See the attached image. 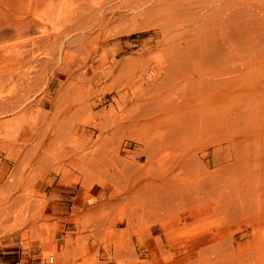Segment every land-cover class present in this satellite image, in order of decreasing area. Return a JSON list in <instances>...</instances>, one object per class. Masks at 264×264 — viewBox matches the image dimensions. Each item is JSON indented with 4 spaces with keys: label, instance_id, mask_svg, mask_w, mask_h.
<instances>
[{
    "label": "rangeland",
    "instance_id": "rangeland-1",
    "mask_svg": "<svg viewBox=\"0 0 264 264\" xmlns=\"http://www.w3.org/2000/svg\"><path fill=\"white\" fill-rule=\"evenodd\" d=\"M130 1L0 0V264H264V9L180 0L205 18L159 49ZM172 58L220 83L193 103ZM197 104L240 113L230 136L181 143L174 118ZM213 144L230 166L203 180Z\"/></svg>",
    "mask_w": 264,
    "mask_h": 264
},
{
    "label": "bare ground",
    "instance_id": "bare-ground-1",
    "mask_svg": "<svg viewBox=\"0 0 264 264\" xmlns=\"http://www.w3.org/2000/svg\"><path fill=\"white\" fill-rule=\"evenodd\" d=\"M180 0H131L130 2H128L127 4L129 5V3H132L130 4L132 7V10L133 8L136 9H141L142 7V11L138 12L136 15H133V19L134 18H137V17H152L154 18L153 21H152V24L150 25L154 30H158V46H159V49H164L166 47V45H170L171 47H173L171 45V41L169 40L168 38V31L170 28L174 27L175 24H177L178 22H181L182 20L185 19V16H189V17H192L193 18V23L190 25V27H192L193 25L197 24V23H201L203 21V19L205 18V14L202 15V17L200 18L199 17V14H196L192 11L191 8H187V7H184L180 2ZM254 1V0H253ZM257 2H254V4L250 3V2H246L245 0H237L238 3H240L241 5H245L246 7H250V8H253L255 10H262L264 9V0H256ZM223 3H225L226 5H228V2L226 0L223 1ZM127 4L125 7H127ZM142 5H147L146 7L145 6H142ZM129 8V7H127ZM112 9V8H111ZM123 9V8H122ZM131 9V8H130ZM130 9H128L130 11ZM125 10H127L125 8ZM131 10V11H132ZM130 11V12H131ZM134 11V10H133ZM102 12V11H101ZM116 11H114L115 13ZM107 13V12H106ZM119 13V12H118ZM117 13V14H118ZM125 13V12H124ZM128 13V12H127ZM132 13V12H131ZM103 14V13H102ZM111 14V13H110ZM121 14V13H120ZM129 14V13H128ZM111 16V15H110ZM114 16V15H113ZM118 16V15H117ZM115 15V17H117ZM123 16V15H122ZM125 16V14H124ZM130 15H128L129 17ZM105 17V15H104ZM109 17V16H108ZM114 17V18H115ZM125 18V17H124ZM123 18V20H124ZM102 19V18H101ZM104 19V18H103ZM109 19V18H108ZM129 19V18H128ZM139 19V18H138ZM122 20V21H123ZM145 20V19H144ZM143 20V21H144ZM115 21V20H114ZM113 21V22H114ZM118 21H119V18H118ZM121 21V19H120ZM119 21V22H120ZM131 21V20H130ZM135 21L137 22V19H135ZM139 21V20H138ZM142 21V22H143ZM148 21V20H146ZM105 22V21H104ZM109 22V20H108ZM116 22V21H115ZM141 22V23H142ZM107 23V21H106ZM118 23V22H117ZM145 23V22H143ZM136 28V27H134ZM139 28V27H138ZM142 28V27H141ZM137 29V28H136ZM135 30V29H134ZM139 30V29H138ZM198 30V28H197ZM193 30L190 28V30L188 31V34L191 33ZM244 31L238 27L236 28L235 30V33L234 31H231V32H227V41L230 40L232 38V36H240L241 33H243ZM156 34V35H157ZM224 40V37L222 38ZM153 42V41H152ZM206 41H204L202 44H204ZM212 43V46H214V39L213 37L210 39V41ZM154 43V42H153ZM156 43V41H155ZM154 46V45H153ZM149 47V46H148ZM145 48V47H144ZM152 47H150L151 49ZM157 47H155V50H156ZM147 49V48H145ZM149 49V48H148ZM152 52V50H151ZM119 53V52H118ZM121 53V52H120ZM168 64H165L164 65H167L166 66V74H169V75H172L173 76V81L170 82V85H174V86H184V85H190L191 87H193V91H190V93L192 92L193 94H191L193 97V100L192 98L190 99V101H192L193 103H196V101L194 100V98H199L203 95H206L207 92L211 93L213 92V90L217 87V85L220 83V82H217L215 80L212 79V77H210V79H206L208 81H205L204 79H201L197 82V78H195V80H192L189 76L186 75L185 72L188 71L189 69V66L191 65V61L188 59V60H185L184 62H179L177 61L176 58H172L170 59L169 61H167ZM129 64V63H128ZM195 67V66H194ZM150 70V69H149ZM159 72H162V71H159ZM198 73V72H197ZM152 75V74H151ZM157 75V74H156ZM161 75V73H159V76ZM189 75H192V74H189ZM155 76V75H154ZM152 78H154L153 76H151ZM150 77V78H151ZM157 77V76H156ZM164 79V76H162ZM200 77V76H199ZM200 79V78H198ZM153 82V81H152ZM162 82V81H161ZM159 85L158 84H155V86ZM154 86V85H153ZM163 86V85H162ZM158 88V91L157 92H160L161 89L163 87H161L160 91H159V88L160 87H157ZM167 88V86H166ZM190 89V88H189ZM157 90V89H156ZM161 95V93H159ZM208 95V94H207ZM159 96V95H158ZM190 96V95H189ZM161 100H164V95L163 97L160 98ZM160 99H157L156 101L160 104H158V106H163L164 104H162L164 101H166L167 99H165L164 101L161 102ZM189 100V99H188ZM187 100V101H188ZM201 100V99H200ZM156 102V103H157ZM169 102V101H168ZM171 102V101H170ZM168 103L169 105L166 107H169V106H174L173 102L172 101L171 103ZM191 102V103H192ZM190 102H188V104H191ZM198 103V102H197ZM173 104V105H171ZM198 106V104H197ZM164 107V106H163ZM158 108V107H157ZM162 108V107H161ZM160 108V109H161ZM208 107H202L201 105H199L198 107L196 106H189L188 107V110L186 111L185 110H182V113L180 114L181 116L176 118L177 116H175V123H174V119H173V114H169L170 115V118H171V115L173 116L171 118V121L170 118H166L168 117V115H166L165 117H163L164 119L163 120H168L169 122L171 121L172 123V126H173V123H174V126L172 128V134L174 135H177V136H180L182 137V142L181 143H184L185 145H189L191 146L193 144L194 141L198 140V138H200L201 134L206 131L204 129H207V128H210L213 130L212 126H219L220 128V125H222L221 127L225 129L224 125L228 124H232L234 121L237 120V117H240L241 114L240 113H235L234 114V117L231 116V113H232V110L228 107L222 111H216L212 108H209L207 109ZM158 109V110H160ZM167 109V108H165ZM155 111V109H153ZM168 110V109H167ZM227 110H228V113H227ZM152 111V112H154ZM165 112V110H162L161 112ZM175 111V110H174ZM177 112H179L180 110H176ZM174 112L175 114H177V112ZM155 113H158L155 112ZM174 114V115H175ZM149 115V114H148ZM143 116L145 117V115L143 114ZM182 117V118H181ZM166 118V119H165ZM158 119V121H157ZM157 119H155L158 123H159V119H161V122H162V118L158 117ZM177 120V121H176ZM168 121H164V123H168ZM170 123V124H171ZM220 125H219V124ZM161 124V123H160ZM216 124V125H215ZM218 124V125H217ZM157 125V124H156ZM165 126V125H164ZM170 125V127H168V124H167V128H171L172 127ZM163 127V126H162ZM166 127V126H165ZM230 127V126H229ZM217 128V130H219L218 127H215ZM221 128V129H222ZM168 129V130H169ZM227 129V131H226ZM225 131H226V134L228 133V136H230V133H231V130L230 128L226 127ZM171 130V129H170ZM215 130V129H214ZM171 132V131H170ZM233 137V136H232ZM229 138V137H228ZM226 137V139H228ZM231 138V137H230ZM231 140V139H230ZM214 141V140H213ZM222 141V140H220ZM218 143V142H217ZM216 144V143H215ZM195 145H198L195 144ZM214 145V144H213ZM212 145V146H213ZM229 146V144H228ZM222 147V146H221ZM226 147V146H225ZM224 147V149H225ZM223 148V147H222ZM222 148L220 147H216L215 145L212 147V150L211 152H208L207 153L205 152L204 154V158L208 157V160H195L194 161V164H195V167H197L202 173L204 176L203 177V180L205 178H208L209 177H212L214 176L215 174L218 175L217 172L221 171L223 169V172L226 171L225 170V167H229L230 165L226 164L228 162L227 160V154H223L222 152ZM228 148H231V147H228ZM234 149V148H233ZM202 151V150H201ZM234 151V150H233ZM197 153V152H196ZM203 155V154H202ZM229 157V156H228ZM229 159V158H228ZM191 160V159H190ZM194 160V159H193ZM192 161V160H191ZM178 162V161H177ZM190 162V161H189ZM232 163V162H231ZM181 164V163H180ZM179 163H177L176 165H180ZM193 164V162H192ZM228 165V166H226ZM235 165V164H233ZM238 165V164H237ZM194 167V166H193ZM232 167V165H231ZM196 169V168H194ZM231 168H229L230 170ZM227 169V171H229ZM193 172V171H192ZM191 173V172H190ZM197 173V172H196ZM215 175V177H216ZM201 176V177H202ZM219 176V175H218ZM214 177V179H215ZM202 179V178H201ZM213 179V177H212ZM206 180H209V179H206ZM175 181L176 182H180V178L176 177L174 179V184H175ZM210 181H212L210 179ZM190 200V199H189ZM191 202V200L189 201ZM229 208V207H228ZM238 212V210H236ZM233 214V213H231ZM4 220V219H3ZM233 242V241H232ZM235 242V241H234ZM235 246V245H234ZM201 249V248H200ZM204 249V248H203ZM198 250V249H197ZM198 253V251H197ZM204 253V252H203ZM210 253V252H208ZM202 254V253H200ZM205 254V253H204ZM207 254V253H206ZM209 255H212V254H209ZM216 255V254H215ZM202 256V255H201ZM200 257V256H199ZM211 256H209L210 258ZM218 258V257H217ZM193 259V258H192ZM219 259V258H218ZM217 259H215L216 261ZM208 261V260H207ZM214 261V262H215ZM216 264V262H215ZM219 264V263H218Z\"/></svg>",
    "mask_w": 264,
    "mask_h": 264
},
{
    "label": "built area",
    "instance_id": "built-area-1",
    "mask_svg": "<svg viewBox=\"0 0 264 264\" xmlns=\"http://www.w3.org/2000/svg\"><path fill=\"white\" fill-rule=\"evenodd\" d=\"M51 262H52V258L49 259V263H51Z\"/></svg>",
    "mask_w": 264,
    "mask_h": 264
}]
</instances>
